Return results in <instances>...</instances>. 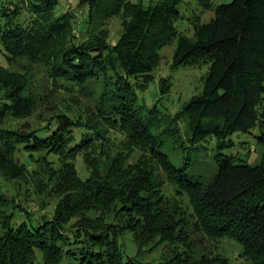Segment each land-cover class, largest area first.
<instances>
[{
    "label": "trees",
    "instance_id": "trees-1",
    "mask_svg": "<svg viewBox=\"0 0 264 264\" xmlns=\"http://www.w3.org/2000/svg\"><path fill=\"white\" fill-rule=\"evenodd\" d=\"M60 1L0 0V52L17 61L15 70L0 62V264H228L214 251L223 238L238 242L251 264H264V0H195L213 16L193 15V37L177 25L185 0H79L89 23L105 12L121 16L123 32L113 44L101 35L76 41L71 13H57ZM174 41V69L208 65V71L201 92L170 114L140 94L162 48ZM45 57L49 82L70 81L62 84L84 94L98 83L87 116L42 102L35 77ZM170 80L163 77L162 92ZM46 106L53 115L33 127L27 119ZM253 129L263 148L259 162L218 151L209 178L190 175L165 150L169 142L199 149L211 137L223 149L233 145L231 136ZM136 149L139 160L127 161ZM21 151L40 153L35 159L44 160L43 168L31 171ZM49 179L53 215L30 210L24 202L34 195L45 204ZM91 209L98 213L82 214ZM126 233L140 247L168 241L172 248L159 263L137 252L125 257Z\"/></svg>",
    "mask_w": 264,
    "mask_h": 264
},
{
    "label": "rangeland",
    "instance_id": "rangeland-1",
    "mask_svg": "<svg viewBox=\"0 0 264 264\" xmlns=\"http://www.w3.org/2000/svg\"><path fill=\"white\" fill-rule=\"evenodd\" d=\"M145 4L153 0H142ZM215 5L226 3L231 0H213ZM181 18L178 21L179 30L189 37H193L194 25L190 22L194 14L202 16L203 20L210 19L213 16V12H204L199 6L196 5L195 0H185L181 4ZM69 11L71 13V23L74 28V33L76 35V41H83L93 37L94 35H101L107 37L109 43H115L119 36L123 32L122 19L120 15L108 17L105 13L97 15L94 19L88 22V6L80 5L79 0H61L59 6L57 7V13H62ZM28 17L27 13L21 15V20H25ZM191 18V19H190ZM177 41L162 48L161 50V60L159 65L153 72V79L147 86L145 90L141 92V101L147 103L148 105L157 104L158 108L163 112L170 114H176L181 108H183L186 101L195 94L201 92L204 85V75L208 71V65L203 66H186L174 69L172 67V57L174 49L176 48ZM46 56L49 58L50 54L53 55V50L49 49L46 51ZM51 61V60H50ZM0 62L6 67L15 70L17 68V61L9 63L6 56L0 52ZM47 61L46 57L43 61V67H38L36 69V92L41 95L42 102H46L45 105L50 107V109L57 110L59 112H66L73 116L74 118H81L87 116L88 112H92L91 109L96 107V97L99 93L95 92L96 84L91 81L89 87L85 94L79 93V90L73 89L72 87L65 86L62 82L69 84L70 81L62 80L61 84L52 83L47 80ZM163 77H169L171 80L167 83L168 91H161V81ZM93 93L90 95V93ZM88 94V95H86ZM47 100H46V99ZM44 104V103H43ZM44 107L43 109H38L32 116L30 121L33 127L44 126L48 121L49 117L53 111L49 108ZM26 120V119H25ZM24 122V121H23ZM21 122V123H23ZM20 121L11 120L10 124L16 126L21 124ZM181 128L184 130V123H180ZM257 130H252L251 132H238L231 136L229 139L233 140V145L223 148H216V139L214 137L208 138L206 141L201 142V147L199 149L191 148V144L187 147H183L180 143L169 142L165 147V150L170 155L172 161L180 167H186L187 172L192 176L203 175L205 178H209L211 172L216 167L213 160L214 155L220 151L226 155H239L244 158L250 164H256L259 162L261 157V152L263 148L257 143L255 135L258 134ZM189 153L191 158L189 159ZM141 151L135 150L132 153H127L128 160L131 163L138 161ZM19 156L22 160L26 161L31 171H38L42 169L45 165L44 160H36L35 157L41 159L42 155L40 153L30 154L28 151H21ZM49 161H54L55 165L59 167V161L54 155H50ZM53 162V163H54ZM76 165L78 167L79 173L85 177L87 174L86 165L83 162L81 156L76 160ZM35 174V173H34ZM37 175V174H36ZM46 189H43L42 195L45 199V204L43 206L38 203L39 199L37 196H33V200L24 202V205L32 211H37L38 213H48L53 215L55 203L57 201L56 197H51L52 182L51 180H44ZM43 186V185H42ZM44 187V186H43ZM49 195V196H48ZM182 200V199H181ZM46 201H49L46 205ZM184 206L188 207L192 212V207L190 204V199L186 197L182 200ZM98 213L97 210H85L82 214L94 216ZM20 221V218H16ZM126 236L121 237V241L124 242L125 251L124 256L134 255L136 252L140 253L139 258L143 261H149L159 263L160 257H163L164 253L172 248V245L165 243H159L156 246H138L133 239L131 233H126ZM158 241V240H156ZM162 241V240H161ZM214 241V240H213ZM209 244V241L206 242ZM204 248L205 245H202ZM212 246V243H211ZM215 252L222 253L223 256L228 258V264H251L248 257L241 254V246L238 242L231 240L229 238H223L215 243ZM136 253V254H137Z\"/></svg>",
    "mask_w": 264,
    "mask_h": 264
}]
</instances>
